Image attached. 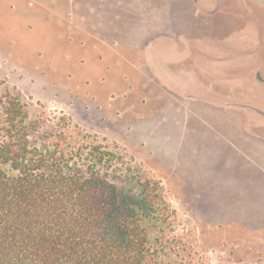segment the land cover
Returning a JSON list of instances; mask_svg holds the SVG:
<instances>
[{"label":"rangeland","instance_id":"rangeland-1","mask_svg":"<svg viewBox=\"0 0 264 264\" xmlns=\"http://www.w3.org/2000/svg\"><path fill=\"white\" fill-rule=\"evenodd\" d=\"M69 1L0 0V102L15 99L33 117L67 116L123 166L155 175L174 211L168 252L178 264H264V116L248 106L264 107V92L175 95L140 53L112 49L113 25L100 40ZM236 1L244 21L234 39L211 44L209 59L235 56L240 75L264 74V4ZM113 2H103L106 12ZM190 9L179 0L171 10ZM185 72L178 89L188 90Z\"/></svg>","mask_w":264,"mask_h":264},{"label":"trees","instance_id":"trees-1","mask_svg":"<svg viewBox=\"0 0 264 264\" xmlns=\"http://www.w3.org/2000/svg\"><path fill=\"white\" fill-rule=\"evenodd\" d=\"M125 164L67 116L1 101L0 264H178L161 181Z\"/></svg>","mask_w":264,"mask_h":264},{"label":"crops","instance_id":"crops-1","mask_svg":"<svg viewBox=\"0 0 264 264\" xmlns=\"http://www.w3.org/2000/svg\"><path fill=\"white\" fill-rule=\"evenodd\" d=\"M107 1L111 0L69 2L78 6L74 12L76 19L94 27L91 31L100 40H103V29L114 26L111 39L115 45H112V49L140 53L142 65L148 74L173 94L208 99L220 97L224 92L239 93L240 96L251 91L264 92V74L258 69L253 70L250 76L240 75V69L245 66L238 64L240 60L237 57L219 64L209 59V50L214 48L211 44L230 36L234 39L237 24L244 21L236 0L224 6L221 0H188L190 11L182 10L180 15L178 12L175 15L176 12L171 10L179 0H113L115 9L111 13L104 8L108 3L103 2ZM163 4L168 7L167 11L162 12ZM79 5L84 9V14H80ZM122 35L129 37L126 39ZM150 54L161 60L162 64L165 63L166 70L160 69L156 63L154 65ZM180 68L186 71L188 90L177 87ZM228 69L234 71L229 72ZM256 72L261 74V78L256 76ZM252 102L254 105L248 106L264 116V107L256 101Z\"/></svg>","mask_w":264,"mask_h":264},{"label":"flooded vegetation","instance_id":"flooded-vegetation-1","mask_svg":"<svg viewBox=\"0 0 264 264\" xmlns=\"http://www.w3.org/2000/svg\"><path fill=\"white\" fill-rule=\"evenodd\" d=\"M221 1H222V6H224L225 3L227 4L228 2H229V3L232 2L231 0H229V1H226V0H225L224 2H223V0H221ZM257 1H259V4H264V0H257ZM236 2L238 3V1H236ZM238 5H239V4H238ZM260 75H261V74H259L258 72H256V76H258V78H261Z\"/></svg>","mask_w":264,"mask_h":264},{"label":"water","instance_id":"water-1","mask_svg":"<svg viewBox=\"0 0 264 264\" xmlns=\"http://www.w3.org/2000/svg\"><path fill=\"white\" fill-rule=\"evenodd\" d=\"M264 115V113H262Z\"/></svg>","mask_w":264,"mask_h":264}]
</instances>
